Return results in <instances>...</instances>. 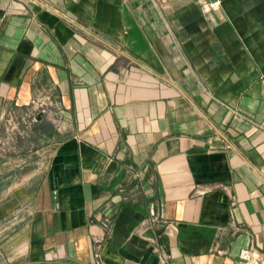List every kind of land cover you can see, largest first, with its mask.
Here are the masks:
<instances>
[{
  "label": "crops",
  "instance_id": "crops-1",
  "mask_svg": "<svg viewBox=\"0 0 264 264\" xmlns=\"http://www.w3.org/2000/svg\"><path fill=\"white\" fill-rule=\"evenodd\" d=\"M245 249L264 256V0H0V264Z\"/></svg>",
  "mask_w": 264,
  "mask_h": 264
},
{
  "label": "built area",
  "instance_id": "built-area-1",
  "mask_svg": "<svg viewBox=\"0 0 264 264\" xmlns=\"http://www.w3.org/2000/svg\"><path fill=\"white\" fill-rule=\"evenodd\" d=\"M215 6H216V2L209 1V2H205L202 5V9L203 11H209ZM32 118L36 120V115H33ZM55 121L56 124L60 123L58 118H55ZM240 262L242 264H264V256L254 250L245 249L240 254Z\"/></svg>",
  "mask_w": 264,
  "mask_h": 264
},
{
  "label": "rangeland",
  "instance_id": "rangeland-1",
  "mask_svg": "<svg viewBox=\"0 0 264 264\" xmlns=\"http://www.w3.org/2000/svg\"><path fill=\"white\" fill-rule=\"evenodd\" d=\"M50 124H52V122L50 121Z\"/></svg>",
  "mask_w": 264,
  "mask_h": 264
}]
</instances>
